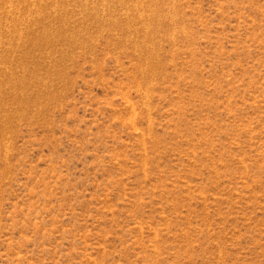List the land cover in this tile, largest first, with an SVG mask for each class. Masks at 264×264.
Instances as JSON below:
<instances>
[{"label":"rangeland","instance_id":"1","mask_svg":"<svg viewBox=\"0 0 264 264\" xmlns=\"http://www.w3.org/2000/svg\"><path fill=\"white\" fill-rule=\"evenodd\" d=\"M0 264H264V0H0Z\"/></svg>","mask_w":264,"mask_h":264}]
</instances>
